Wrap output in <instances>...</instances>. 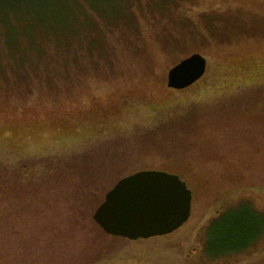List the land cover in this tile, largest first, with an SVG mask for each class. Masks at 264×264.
<instances>
[{"label": "rangeland", "instance_id": "obj_1", "mask_svg": "<svg viewBox=\"0 0 264 264\" xmlns=\"http://www.w3.org/2000/svg\"><path fill=\"white\" fill-rule=\"evenodd\" d=\"M10 2L0 0V15L17 8L5 16L29 31H78L67 43L39 38L40 54L26 59L0 43V204L8 193L34 206L36 226L15 242L31 264H264L263 224L249 249L221 254L255 229L251 210L264 219V0ZM194 53L206 74L169 87L170 69ZM128 95L123 109L117 99ZM105 111H123L120 124L91 133ZM60 156L80 164L62 168ZM146 169L188 183L190 219L162 236L107 234L96 209ZM18 184L23 193L10 190ZM18 212H1L0 247L11 245L4 226L25 218Z\"/></svg>", "mask_w": 264, "mask_h": 264}, {"label": "water", "instance_id": "obj_2", "mask_svg": "<svg viewBox=\"0 0 264 264\" xmlns=\"http://www.w3.org/2000/svg\"><path fill=\"white\" fill-rule=\"evenodd\" d=\"M207 69V58L194 53L170 69L168 86L187 88ZM192 210L193 191L179 174L146 169L121 178L93 217L107 234L135 240L176 231L190 219Z\"/></svg>", "mask_w": 264, "mask_h": 264}, {"label": "trees", "instance_id": "obj_3", "mask_svg": "<svg viewBox=\"0 0 264 264\" xmlns=\"http://www.w3.org/2000/svg\"><path fill=\"white\" fill-rule=\"evenodd\" d=\"M10 1L5 0L6 3L7 2L11 3ZM4 11H6V13L9 11L12 14H14V16L17 15V8H12V9H9L8 11L3 10L2 12H4ZM6 13L2 14L3 16L0 15V25H2V24L5 25V26L2 25L1 29H0V43L6 44L9 48L10 52H12L11 55L15 56V57L29 58L31 56H30V54L28 55V52H36V51H38L37 54H40V52H39L40 49H39V46L37 45L38 39L41 37H44L46 35L47 36H49V35L54 36L58 41H60L62 43H64V42L67 43L66 39L70 38V36H73L74 34H77V32H78V31H73V32L66 33L65 31L59 30L56 27H54V28L49 27V28H43V29L40 28L41 30L37 29V31H35V29H34V31H29L28 29L31 26L20 27L21 24L18 23L17 19L15 22L10 17L5 16V15H7ZM24 40H26L28 42V44L25 46H22V41H24ZM19 59H22V58H19ZM126 99H128L130 102L135 100V98L132 95L124 96V98H120L117 100H121V101L124 100V105L129 106L130 104L125 101ZM160 109H163V108L161 107ZM112 111L116 112L115 110H112ZM118 114H121V113H117V114L114 113L113 114V112H111L109 114V116H106V117H103V115H102L101 121H100L99 117H96L95 120H98L99 123H93L89 128L90 132L91 133H96L98 131H101L102 133H104L106 131L110 132L111 131L110 129H113L114 127H117L120 124L119 120H117L115 118ZM112 122L114 123V125H113L114 127L109 125V123H112ZM98 124H100V125H98ZM105 124H107V126H105ZM116 129H118V128H116ZM68 131H70V130H68ZM70 154H72V153H70ZM63 156H67V155L64 154ZM52 162L57 163L62 168L66 167V165H64L66 162L70 166H72L71 164L73 163V165H75V167L80 164L76 161H71L70 159H68L66 157L65 158L61 157V159H59V161L52 160ZM11 166H13V165H10V167ZM64 175L65 174H61V175H57V176L55 175V178L58 177V178L63 179ZM58 183L61 184L62 183L61 180L60 181L58 180ZM22 184L21 185L18 184V185H16V188H10V190L15 189L17 193L18 192L23 193V191L26 188ZM10 198H11L10 194L7 193V196L4 199V204L3 203L0 204V219L3 218L1 212H6V214H7L10 212H13V209H15V211L17 209H19L18 215L22 216V214H24L25 218L23 220H20L18 223H8V226H4L5 233L6 234L11 233L9 238H8L11 241V245L5 246V248L0 247V262L2 264H31L29 252L26 251L27 249L25 247H21L19 245H16L15 242H16V240L21 241L20 238L18 237V234H20L21 230H24L26 227L25 230L29 234L30 231L32 229H34V227L36 226V223L34 222V220L30 219L28 214H27L29 212H34V209L32 210V208H34V206L30 205L31 202L27 196L26 197L22 196L20 203H17V202H11L10 203V202H8L9 201L8 199H10ZM193 198H194V196H193ZM53 212H55V210H53ZM249 214L254 219V224H256L255 226H257V228L254 225H251L252 228H255V229L252 230L250 235L246 236L245 238H242L240 240V244L230 243L229 245H226L228 247L223 248L225 250V252L221 253L223 256L228 255L227 253L232 254V253L246 251L261 236V230H262L261 226H262V224L264 225V219L261 216L259 217V215H256L255 212H252V210L249 212ZM8 216L12 217L13 214L10 213V214H8ZM27 220H28V225H26L24 223ZM21 221H22V223L20 225ZM258 221L261 223V225L258 224Z\"/></svg>", "mask_w": 264, "mask_h": 264}, {"label": "flooded vegetation", "instance_id": "obj_4", "mask_svg": "<svg viewBox=\"0 0 264 264\" xmlns=\"http://www.w3.org/2000/svg\"><path fill=\"white\" fill-rule=\"evenodd\" d=\"M127 107H129V106L126 105V106L123 107V109H124V108H127ZM111 110H112V109H111ZM111 112H112V111H108V112L105 111V112H102V113H103L102 115H103V117H106V116H109V114H110ZM122 112H123V111H122ZM85 113H86V112H81L80 117L83 116ZM119 113H121V111H119ZM88 115H89V114H88ZM95 118H96V117H92L90 120H95ZM95 121H96V122H95ZM95 121H92V124H93V123H99L98 120H95Z\"/></svg>", "mask_w": 264, "mask_h": 264}]
</instances>
